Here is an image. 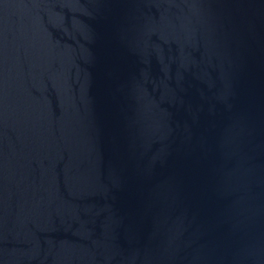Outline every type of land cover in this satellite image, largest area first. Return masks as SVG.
<instances>
[{"label": "water", "instance_id": "95a60500", "mask_svg": "<svg viewBox=\"0 0 264 264\" xmlns=\"http://www.w3.org/2000/svg\"><path fill=\"white\" fill-rule=\"evenodd\" d=\"M0 264H264V0H0Z\"/></svg>", "mask_w": 264, "mask_h": 264}]
</instances>
